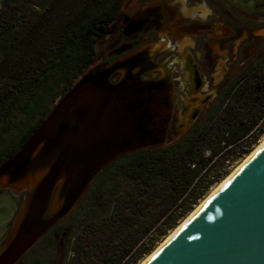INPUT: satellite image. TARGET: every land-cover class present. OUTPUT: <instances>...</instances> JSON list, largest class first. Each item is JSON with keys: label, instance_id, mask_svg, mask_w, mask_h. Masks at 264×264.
I'll list each match as a JSON object with an SVG mask.
<instances>
[{"label": "trees", "instance_id": "16d2710c", "mask_svg": "<svg viewBox=\"0 0 264 264\" xmlns=\"http://www.w3.org/2000/svg\"><path fill=\"white\" fill-rule=\"evenodd\" d=\"M129 0H0V165L101 61ZM99 45V49H97ZM264 134V41L177 139L122 154L15 264H138Z\"/></svg>", "mask_w": 264, "mask_h": 264}, {"label": "water", "instance_id": "95a60500", "mask_svg": "<svg viewBox=\"0 0 264 264\" xmlns=\"http://www.w3.org/2000/svg\"><path fill=\"white\" fill-rule=\"evenodd\" d=\"M255 34L264 35V29ZM133 60L128 55L87 71L0 165V181L5 180L0 189L22 195L0 241V264H15L64 218L105 165L122 154L166 143L172 111L170 82L165 76L141 79L138 63L130 64ZM116 61L119 64L109 69ZM122 69L127 84L150 87L154 95L161 89L163 94L161 100L145 95L152 121L132 142L111 140L105 131L110 102L101 88L114 90L124 78ZM103 71L104 83L98 77ZM83 102L87 106L76 110ZM197 114L198 110L169 141L183 134ZM144 264H264V143Z\"/></svg>", "mask_w": 264, "mask_h": 264}, {"label": "flooded vegetation", "instance_id": "af4514ba", "mask_svg": "<svg viewBox=\"0 0 264 264\" xmlns=\"http://www.w3.org/2000/svg\"><path fill=\"white\" fill-rule=\"evenodd\" d=\"M260 29H264V14L246 11L230 0H129L115 22L101 32L99 57L108 63L129 55L139 67L145 64L141 77L149 80L168 79L162 62L177 59L170 74L177 73L182 84L171 75L168 80L172 112H179L173 117L171 112L167 142L177 133L175 121L185 118L189 110H198L197 118L225 80L256 54L264 41V35L255 34ZM168 43L172 52L167 54ZM218 53L225 59L223 65L215 62ZM221 71L220 81L212 85ZM202 78L207 87L211 85L209 91H201Z\"/></svg>", "mask_w": 264, "mask_h": 264}, {"label": "bare ground", "instance_id": "6f19581e", "mask_svg": "<svg viewBox=\"0 0 264 264\" xmlns=\"http://www.w3.org/2000/svg\"><path fill=\"white\" fill-rule=\"evenodd\" d=\"M136 63L135 60H133V63H130L132 66ZM118 63H115L109 67V69H112L113 67H116ZM145 65V64H144ZM142 63V67L140 66L137 69V74H141V70L144 69V66ZM124 78L120 82V85L116 86L114 90H110V88L102 87L101 90L104 94H108V96H104L106 100H109V109L107 113V122H106V128L105 131H107L109 134V137L111 140H118L121 142H132L133 139H136L137 137L141 136L144 129H146V125L149 124V122L152 121V116L149 113V107H148V100L145 99L146 97L156 96L157 98H160V100L163 98V94L161 92V89L156 90V95L153 94V90L151 91L150 87L143 88V86H135L131 84L126 83V69H122ZM104 71L101 72V74L98 75L100 77L101 75V81L104 83L105 79L103 77ZM126 76V77H125ZM104 80V81H103ZM133 81V80H131ZM147 91V94H144V92ZM160 95L161 97H158ZM104 98V99H105ZM92 100V98H91ZM95 100V99H94ZM87 106L86 102H83L82 104H79L75 109L79 110ZM76 110L71 111L76 112ZM189 120V119H188ZM188 122V121H187ZM186 122V123H187ZM185 123V124H186ZM176 124V123H174ZM179 125L176 124L177 130L180 131L181 128L185 125ZM177 131V132H178ZM106 133V132H105ZM264 143L263 140L248 154L245 156V158L230 172L228 176H226L219 184L209 193L207 197H209L211 194H213L217 189L222 186L226 180ZM77 175H75L76 179ZM1 183H4L5 180H1ZM206 197V198H207ZM205 198V199H206ZM205 199L201 200L199 205L195 207L193 211L190 212V214L182 220L181 223L186 221L189 216H191L195 210L205 201ZM179 225L167 236L165 239L153 250V252L161 246L163 243H165L178 229ZM150 253L147 255L140 264H144L149 257L153 254Z\"/></svg>", "mask_w": 264, "mask_h": 264}, {"label": "rangeland", "instance_id": "374dc122", "mask_svg": "<svg viewBox=\"0 0 264 264\" xmlns=\"http://www.w3.org/2000/svg\"><path fill=\"white\" fill-rule=\"evenodd\" d=\"M230 1L233 2V4L243 8L246 11L252 12L254 14H264V0H230ZM97 49H99V45H98ZM164 51L167 54L172 52V45L169 44V43L166 44L164 46ZM221 53H218V55L215 57L216 58L215 62H217L219 65H223V63L225 61V59H224V57H222ZM98 54L100 55V50H99ZM115 63H118V61L112 63V65L115 64ZM162 63L164 64V66L166 68V73L168 74V79L170 80L172 77L173 78L175 77L176 78L175 80L177 82H180V84H182V79L178 76L177 73L170 74V73H172V71L174 72V67L177 64V59L174 58V60H170V59L169 60H164ZM221 74H223V71H221V73H219L217 75L215 74L216 76L214 75V78L211 80V84L212 85H215L217 83V77L219 78L221 76ZM170 75H171V78H170ZM141 79L149 80L147 77L146 78L145 77H141ZM191 79H192V74H191ZM202 79H203V85L201 87V91H209V87L211 88V85H209V87H207L206 82H205L206 80H204V78H202ZM152 80H156V79H152ZM195 111L196 110H189L188 113L186 114L185 118H182L181 120H177L178 122L175 121V123L176 124L179 123L180 126L185 124L188 121V119H190L193 116ZM178 112H179V110L172 112L173 114H175V115L172 114V117L176 116V114ZM176 124H174V126L176 128V131H178L177 127H176ZM171 130H172V125L170 123L169 127L167 129V133H169V132L171 133ZM263 138H264V134L261 135V137L259 138V140L255 144V146L251 149V151L263 140ZM246 155H248V154H246ZM246 155H244L242 157H239L235 161L228 162V164L226 166V171H225V174L223 175V177L219 181H216L215 183H213L208 188L207 192L201 198H199V200L197 201L196 205L193 207V209L191 211H193L195 209V207L197 205H199L201 200L205 199L209 195V193L219 184V182H221V180H223L226 176H228L230 174V172L245 158ZM21 199H22V195L21 194H14V193L9 192L8 190L0 189V241L3 239L5 233L7 232L8 228H9V225H10V220L13 217L17 207L19 206V204L21 202ZM190 212L188 214H186L185 217L182 218L174 228L170 229L163 237H161L156 242V245H155L154 249L165 239V237H167L179 225V223L182 222V220H184L190 214ZM49 214H50V211L47 212L46 216H48ZM153 250L150 253H152ZM146 256H144L139 261L138 264H140L141 261Z\"/></svg>", "mask_w": 264, "mask_h": 264}]
</instances>
